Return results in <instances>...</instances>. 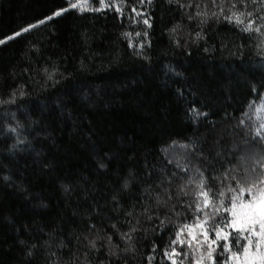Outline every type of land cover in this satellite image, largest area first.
Listing matches in <instances>:
<instances>
[{
	"label": "trees",
	"instance_id": "16d2710c",
	"mask_svg": "<svg viewBox=\"0 0 264 264\" xmlns=\"http://www.w3.org/2000/svg\"><path fill=\"white\" fill-rule=\"evenodd\" d=\"M63 3L0 0V38ZM145 10L151 17L150 29L142 24H122L114 15L69 13L0 46V92L14 84L10 72L19 74L26 67L30 71L58 68L67 77L42 92L43 74L32 72L38 83L32 84V94L23 101L17 116L24 112L42 125L43 131L33 140L35 151L13 156L6 150L11 139L0 138V160L7 165L0 170V264H29L21 241L41 243L47 239L34 230V221L45 232L57 225L79 230L89 206L98 202L103 208L119 183L118 176L126 175L129 168L140 176L147 169L156 179L161 169L175 171L176 163L205 167L211 162L221 173V157L237 170L253 166L252 154L260 149L245 148V129L239 119L253 98L249 85L264 80V58L257 55L261 38L253 33L249 39L221 21L205 25L207 39L193 42L199 29L195 23L181 20L182 10L175 5L154 0ZM177 22L183 24L179 47L168 32ZM125 31L133 35L135 31L148 32L143 39L151 41V47L145 49L149 60L128 47L122 35ZM189 32L190 37L185 35ZM241 43L245 45L243 59L237 52ZM37 104L48 107L34 110ZM193 105L208 116L193 122L188 111ZM184 144L198 146L203 157L189 155L191 148L184 149ZM105 153L112 157L107 171L97 165ZM41 163L54 166L55 173L44 175ZM5 175L39 192L48 207L34 208L35 201L24 199V193L3 180ZM69 181L72 190L65 193L61 185ZM92 222L99 225L101 221L93 216ZM23 225L33 229L31 233ZM169 230L160 235L138 233L145 238L129 264H147L145 257L151 254L153 240L163 247ZM161 255L158 248L153 264H158ZM34 264H46L40 251L34 253Z\"/></svg>",
	"mask_w": 264,
	"mask_h": 264
},
{
	"label": "snow or ice",
	"instance_id": "6c2138e0",
	"mask_svg": "<svg viewBox=\"0 0 264 264\" xmlns=\"http://www.w3.org/2000/svg\"><path fill=\"white\" fill-rule=\"evenodd\" d=\"M165 2L182 10L181 20L187 19L189 23L196 24L199 30L195 32L193 42L207 39L204 35L205 25L224 21L247 34L249 39L253 38V33L258 34L261 42L257 45L260 49L257 55L264 58V0ZM153 3L154 0H64L62 5L54 6L42 18L0 38V46L69 13L81 17L88 14L114 15L122 24H142L150 29L151 17L145 5L150 8ZM182 29L181 22L168 29L177 47L181 46L179 30ZM122 35L135 55L149 60L145 49L151 47V41L143 39L148 36L147 31H135L134 35L132 31H125ZM185 35L190 37L191 33ZM244 47L241 43L237 48L241 59ZM32 72L43 74L40 82L42 92L67 79L58 68L50 70L49 67L31 71L26 67L19 74L15 71L9 73L15 82L7 92H0V138L11 139L12 143L6 150L13 156L35 151L33 140L43 131L40 122L26 113L21 112L17 116L23 101L32 94L29 90L32 84L38 83ZM249 88L253 98L242 110L239 124L245 129V148L260 149L252 154L251 168L237 170L228 165L225 157H221L222 173L211 162L205 167L192 165L191 162L183 165L176 163L175 171L169 173L161 169L156 179H152V172L147 169L140 176L129 168L126 175L118 176L119 183L111 190L110 201L105 202L103 208L98 202L89 206L83 214L79 230H65L57 225L45 232L44 227L34 221V230L46 235L47 239L41 243L21 241L25 244L29 264H34V253L37 251L44 255L46 264H129L130 260L135 259L140 241L145 238L138 233L152 231L153 235H160L166 228L170 229L167 243L161 247L153 240L151 254L145 257L147 264H153L158 259V248L162 253L158 264H264V80L250 84ZM180 94H183L182 91ZM47 107L37 104L34 110L43 111ZM188 111L193 122L208 116L206 111L195 105ZM181 147L186 150L191 148L189 155L203 157V150L198 151V146L184 144ZM216 155L219 157L220 153ZM111 160L112 157L105 153L97 161L98 169L107 171ZM168 163L172 164L173 161L169 160ZM5 167L7 165L0 160V170ZM40 170L49 177L56 171L48 163H41ZM3 180L24 193V199L35 201L34 208L48 207L39 192L26 188L22 182L17 183L9 175L3 176ZM61 186L65 193L72 190L71 181ZM93 216L100 219L99 225L92 222ZM8 222L14 224L11 218H8ZM22 227L29 233L33 230L27 225Z\"/></svg>",
	"mask_w": 264,
	"mask_h": 264
}]
</instances>
